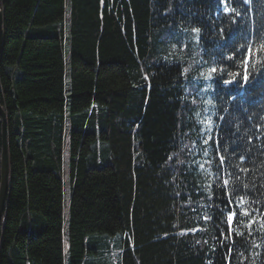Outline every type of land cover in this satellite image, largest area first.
<instances>
[{"label":"trees","instance_id":"1","mask_svg":"<svg viewBox=\"0 0 264 264\" xmlns=\"http://www.w3.org/2000/svg\"><path fill=\"white\" fill-rule=\"evenodd\" d=\"M0 9L9 154L0 264H92L86 238L102 232L116 238L118 264H264V54L244 87L223 83L243 72L247 49L235 50L261 42L264 0H0ZM213 66L226 74L204 80ZM209 136L217 143L204 144ZM217 150L219 182L229 179V193L238 185L233 204L243 197L258 221L250 234L251 217L238 216L244 235L224 244Z\"/></svg>","mask_w":264,"mask_h":264},{"label":"snow or ice","instance_id":"2","mask_svg":"<svg viewBox=\"0 0 264 264\" xmlns=\"http://www.w3.org/2000/svg\"><path fill=\"white\" fill-rule=\"evenodd\" d=\"M248 0H244V3H247ZM223 11H231L234 12L235 15L237 17L240 16V13L238 11H236L235 8L233 9H221ZM257 32H264V28H257L256 29ZM193 33H196V39L197 41H199L200 36V29L199 28H193L192 29ZM251 30H249V34H250ZM164 39V38H162ZM260 39V43L257 47L253 48V46L249 43L246 45H242L240 49H236V52H241L242 49L246 48L247 49V54L243 55V72H236L234 74H231L232 78L228 79V80H224L223 83L226 85H231L233 83H238L240 87H244L246 84L249 83V73L247 70V66L249 63H251L252 61H254L257 57H260L262 54H264V35H260L259 37ZM225 59L227 60H234L233 56H228ZM170 63L172 66L175 67H179V65L175 62V61H170L168 62ZM261 67L264 68V61H260ZM252 68L253 71H255L256 66L253 63L252 64ZM189 73V69L188 68H184L183 72L180 73L181 75L187 76V74ZM214 74H226V70L223 68H217L215 66L210 67L208 70L207 74L201 73V77L204 80H212L214 78ZM193 79H199V77L193 78ZM242 81V82H241ZM210 87V85H209ZM209 103H211V101H209ZM225 111H227V109H225ZM221 120H223V117L220 118ZM204 123H206L209 126V129L211 130V126H212V120L209 119L207 121H205ZM210 142L212 143H217L216 141H213V138L211 136L208 137V139L204 140V144H209ZM207 156V152L204 153ZM169 159H171V157H169ZM225 162V157L223 155H221L219 153V151L217 150V160H216V180H217V184L216 187L220 190L224 192V196L223 198H220V202L221 204L226 205L225 208H217L218 211V215L216 216L217 220H221L222 218V222L225 223L226 225V231L224 229L220 230V235L223 237V240L220 241L221 244H224L225 241H229L232 239L233 235L235 236H243L244 233L241 231H237L236 228L234 227V225L236 224L237 221V217L238 216H243V217H251L247 224L245 225V227H247L249 229V232L251 234V230L253 228V225L257 224L258 221L256 220L255 216L253 215L252 211H250L248 208L244 207V204L246 203L244 198L241 197L240 200L238 202L235 203V205L233 204V200L232 197L238 192L240 191V188L238 185L233 184L232 186V190L231 192H227L225 191L228 186H229V179H223L222 183H220V173L222 171L223 168V164ZM209 165H211V161L207 162ZM200 168H204V164H200L199 165ZM231 175V174H229ZM211 187V186H209ZM211 199V197H209ZM219 198V197H218ZM225 213H226V217H225ZM203 219L205 221H208L210 219H212L209 216H205L203 217ZM261 228H264V214H261V220L259 221ZM199 229H193L192 231H197ZM182 235L184 233H181ZM226 246V245H225ZM256 247H259V245H256ZM229 255H230V251H229ZM242 255V254H241ZM225 260H228V257L224 258ZM209 264H212L211 261H209ZM230 264V261H229Z\"/></svg>","mask_w":264,"mask_h":264},{"label":"rangeland","instance_id":"3","mask_svg":"<svg viewBox=\"0 0 264 264\" xmlns=\"http://www.w3.org/2000/svg\"><path fill=\"white\" fill-rule=\"evenodd\" d=\"M65 18L69 17V10L68 8L65 9ZM67 30V28H66ZM196 39V36H195ZM69 44H68V32L66 31L64 41H63V56L65 58V61L67 59V54L69 50ZM66 71H68V64L66 66ZM65 84H69V77L68 75L65 76ZM68 163H69V146L68 141L65 144V147L63 149V155H62V167L64 172H67L68 169ZM67 175L63 177V199H64V205H63V213H64V219H63V226L66 231V225H67V212H68V201H69V189H68V179ZM86 247L94 248V251H92V259L90 262L92 264H118V248H117V242L116 238L113 235H109L105 232L102 233H92L87 236L86 238Z\"/></svg>","mask_w":264,"mask_h":264},{"label":"water","instance_id":"4","mask_svg":"<svg viewBox=\"0 0 264 264\" xmlns=\"http://www.w3.org/2000/svg\"><path fill=\"white\" fill-rule=\"evenodd\" d=\"M2 45V13L0 9V50ZM1 117V155H0V223L4 213L5 201L8 192L9 183V154L6 139V117L0 105Z\"/></svg>","mask_w":264,"mask_h":264},{"label":"bare ground","instance_id":"5","mask_svg":"<svg viewBox=\"0 0 264 264\" xmlns=\"http://www.w3.org/2000/svg\"><path fill=\"white\" fill-rule=\"evenodd\" d=\"M9 177V176H8ZM2 221V220H1Z\"/></svg>","mask_w":264,"mask_h":264}]
</instances>
